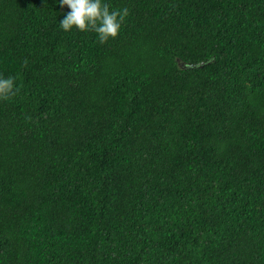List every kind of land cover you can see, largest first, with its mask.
Returning <instances> with one entry per match:
<instances>
[{"label":"trees","instance_id":"16d2710c","mask_svg":"<svg viewBox=\"0 0 264 264\" xmlns=\"http://www.w3.org/2000/svg\"><path fill=\"white\" fill-rule=\"evenodd\" d=\"M0 0V264H264V0Z\"/></svg>","mask_w":264,"mask_h":264},{"label":"clouds","instance_id":"9594fccd","mask_svg":"<svg viewBox=\"0 0 264 264\" xmlns=\"http://www.w3.org/2000/svg\"><path fill=\"white\" fill-rule=\"evenodd\" d=\"M67 11L59 21L64 31H94L98 41L104 43L119 34L121 24L128 15V8L110 10L105 0H57ZM15 94L14 77L0 75V99Z\"/></svg>","mask_w":264,"mask_h":264}]
</instances>
